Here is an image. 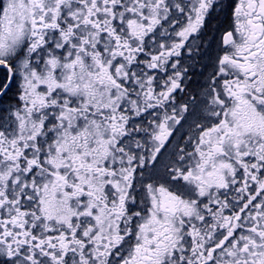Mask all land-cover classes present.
<instances>
[{"label":"snow or ice","instance_id":"6c2138e0","mask_svg":"<svg viewBox=\"0 0 264 264\" xmlns=\"http://www.w3.org/2000/svg\"><path fill=\"white\" fill-rule=\"evenodd\" d=\"M0 264H264V0H0Z\"/></svg>","mask_w":264,"mask_h":264}]
</instances>
